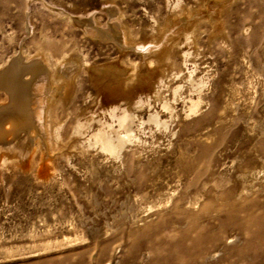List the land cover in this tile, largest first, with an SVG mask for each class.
<instances>
[{"label":"rangeland","instance_id":"374dc122","mask_svg":"<svg viewBox=\"0 0 264 264\" xmlns=\"http://www.w3.org/2000/svg\"><path fill=\"white\" fill-rule=\"evenodd\" d=\"M3 2L8 56L47 38L81 70L62 129L75 149L52 157L44 181L37 164L0 165V264H166L191 220L215 237L194 264H234L232 250L258 229L249 216L264 217V0H222L212 19L215 0ZM91 16L101 28L116 17L133 43L169 36L176 51L161 66L121 51L72 22ZM109 63L149 73L97 95L82 66ZM125 112L131 137L113 155L94 134L124 136Z\"/></svg>","mask_w":264,"mask_h":264},{"label":"bare ground","instance_id":"6f19581e","mask_svg":"<svg viewBox=\"0 0 264 264\" xmlns=\"http://www.w3.org/2000/svg\"><path fill=\"white\" fill-rule=\"evenodd\" d=\"M4 1L3 7L6 6V0ZM221 1L215 0V5L208 15L210 19L213 18V14L221 12ZM108 12L109 15L114 14L110 10ZM1 19L0 13V21ZM72 22L75 26L83 28L86 33L111 40L121 51L131 49L143 57L155 54L153 61L158 65L163 64L165 56L168 60L176 51L175 44L169 36H164L157 44L131 42L127 37L128 33L122 29L116 17L111 18L106 28L97 26L92 16L88 19L72 17ZM180 23L181 29L187 31V34L194 32L193 27L186 28L185 17H182ZM86 25L91 27L88 28ZM0 34L3 36L0 43V165H21L28 171L37 164V176L44 181L48 177L52 157L75 149L73 139L65 141L62 137V129L81 63L68 54L65 43L60 41L53 45L57 48L56 57L61 56L55 58L50 52L52 44L47 38L35 41L32 37L30 43L34 44L33 49L27 46L20 47L19 53L14 52L8 56L5 46L10 45L11 38L2 25ZM82 70L88 74V82L97 95L107 89L109 91L121 88L123 83L129 81L140 85L146 80L145 75L149 73L146 68L137 71L134 65L128 69L111 63L85 65L82 66ZM164 73L163 69L161 74ZM92 120L93 118L90 119ZM130 122L131 116L125 112L118 118L119 126L125 130L124 136H117L111 132H97L94 138L100 142L103 150L117 155L120 144L131 137ZM231 217L235 219L234 225L241 229L244 224L238 221L234 213ZM249 221L257 225V232L248 234L244 243L238 249L232 250L231 259L234 264H245L246 260L247 264H260V251L264 247V234L261 230L264 217L255 218L250 215ZM197 228L195 221L191 220L188 228L179 231L180 243L167 247L166 264H174L175 260L187 256L191 258L188 262L194 264L204 255L205 242L215 237H210L206 230ZM193 232L194 235L191 236ZM187 239L192 242V251L182 245Z\"/></svg>","mask_w":264,"mask_h":264}]
</instances>
